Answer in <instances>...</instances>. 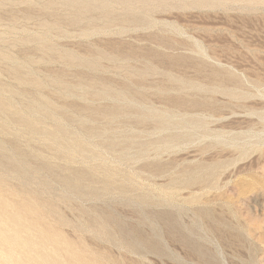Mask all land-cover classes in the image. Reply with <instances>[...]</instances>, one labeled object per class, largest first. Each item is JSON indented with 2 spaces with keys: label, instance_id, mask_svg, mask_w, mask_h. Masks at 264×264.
Here are the masks:
<instances>
[{
  "label": "rangeland",
  "instance_id": "374dc122",
  "mask_svg": "<svg viewBox=\"0 0 264 264\" xmlns=\"http://www.w3.org/2000/svg\"><path fill=\"white\" fill-rule=\"evenodd\" d=\"M0 102V264H264V0H0Z\"/></svg>",
  "mask_w": 264,
  "mask_h": 264
},
{
  "label": "bare ground",
  "instance_id": "6f19581e",
  "mask_svg": "<svg viewBox=\"0 0 264 264\" xmlns=\"http://www.w3.org/2000/svg\"><path fill=\"white\" fill-rule=\"evenodd\" d=\"M0 107H1V102H0ZM73 181V179H66L65 182L66 183H71ZM154 232V231H153ZM155 233V232H154ZM156 234V233H155Z\"/></svg>",
  "mask_w": 264,
  "mask_h": 264
}]
</instances>
